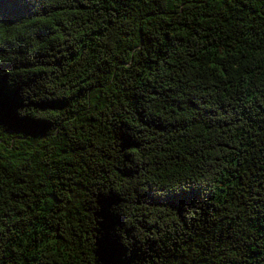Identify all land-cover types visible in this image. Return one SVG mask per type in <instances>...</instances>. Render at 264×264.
Masks as SVG:
<instances>
[{"label": "trees", "instance_id": "trees-1", "mask_svg": "<svg viewBox=\"0 0 264 264\" xmlns=\"http://www.w3.org/2000/svg\"><path fill=\"white\" fill-rule=\"evenodd\" d=\"M0 264H264V0H0Z\"/></svg>", "mask_w": 264, "mask_h": 264}]
</instances>
